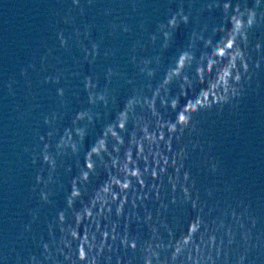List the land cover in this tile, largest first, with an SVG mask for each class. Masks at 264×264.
I'll use <instances>...</instances> for the list:
<instances>
[{
  "label": "water",
  "instance_id": "obj_1",
  "mask_svg": "<svg viewBox=\"0 0 264 264\" xmlns=\"http://www.w3.org/2000/svg\"><path fill=\"white\" fill-rule=\"evenodd\" d=\"M237 4L242 11L250 8L256 14L245 30L246 39L237 37L248 63L237 85L238 94L194 112V127L186 125L179 137L173 134L171 142L173 148L185 151L180 172L186 169L189 174V198H183L179 183L173 191L168 176L174 166L169 162L157 177L160 195L149 187L153 181L146 176L143 192L147 198L136 200L133 209L129 191L124 213L130 217L127 231L139 245L152 237L153 225L167 243V229L174 239L187 230L199 211L210 226L223 222L217 228L218 237L229 227L234 232L227 255L223 248L218 259L213 252V264H236L240 254L243 264H264V0H230L227 8L224 0H79L78 5L73 0H0V264H25L30 255L50 264L43 260L41 241L59 239L57 214L61 210L65 222L71 221L66 201L71 181L79 175L77 161L83 165L85 152L131 96H151V89L182 51L199 57L210 46L206 38L215 41L224 35L231 28L229 17ZM173 15L177 23L167 27ZM92 43L97 45V54L85 58L84 48L91 50ZM144 60L153 70L151 77L140 71ZM109 69L112 75L106 78ZM186 71L194 75L195 60ZM57 75L58 82L53 79ZM86 77L92 78L96 92L107 88L106 104L89 103ZM58 88L63 89L62 96L57 95ZM178 92L174 80L169 96ZM157 108L165 119L175 116L159 108V100ZM85 110L92 114V121H77L76 126L85 129L78 152L65 149L58 154L56 144L64 129L71 128L76 113ZM136 111H141L139 106ZM131 128L129 121L127 130ZM122 135L127 140L126 133ZM46 143L55 169L50 182L37 183V175L42 181L49 177V165L43 160ZM167 151L171 157L172 148ZM97 171L98 176L90 174L85 185L89 192L81 189L80 199L87 201L90 190L104 178L102 168ZM136 190L141 193L138 184ZM42 191L48 193L46 201L41 199ZM193 198L197 208L192 206ZM80 199L73 208L80 207ZM146 210L151 211L147 219ZM133 211L138 218L131 216ZM110 219H117L114 209ZM26 225L28 230H24ZM124 227L122 214L117 230L123 232ZM157 251L165 259L171 249ZM116 254L122 260L127 256L129 264H143L139 246L118 249L110 254V264H115ZM100 264H105L103 257Z\"/></svg>",
  "mask_w": 264,
  "mask_h": 264
},
{
  "label": "clouds",
  "instance_id": "obj_2",
  "mask_svg": "<svg viewBox=\"0 0 264 264\" xmlns=\"http://www.w3.org/2000/svg\"><path fill=\"white\" fill-rule=\"evenodd\" d=\"M73 3L78 5L79 0H73ZM229 3L230 0H224L225 8ZM108 14L106 10L105 15ZM255 15L254 9L249 8L242 11L238 4L234 5V14L229 17L231 28L224 35L215 41L206 38L205 43L210 46L199 57H194L190 51H182L175 65L169 67L160 83L151 89L150 97L134 94L124 103L113 121L103 127L95 142L85 152L83 165L81 166L77 161L79 175L72 179L71 191L66 201L71 210V221L65 222L66 217L64 211L61 210L57 214L59 239L41 241V254L44 262L100 264L101 257H103L105 264H110L112 260L110 254L118 253V249H135L138 246L143 252V264H213V252L218 259L222 248L224 254L227 255V245L233 243L234 232L229 227L222 236L218 237L217 228L222 226V221L218 225L210 226L198 211L197 215L189 220L187 230L182 231L174 239L172 230L167 229L169 233L167 243L163 242L153 225L152 237L138 245L136 237L127 231V221L130 217L129 214L124 213V208L130 200L129 191H131L133 209L136 208V200L143 201L147 198V192H143L146 176H150L153 181L149 187L155 191L157 196L160 195L161 184L157 177L159 173L167 170L169 162L174 166L168 176L173 191L179 183L183 198H189V174L186 169L183 173L180 172L185 151L183 147L179 150L172 147L173 134L179 137L186 125L194 127L191 123L194 112L225 102L231 96L238 94L237 85L242 73H247L248 63L244 51L237 43V37L241 40L246 39L245 30L252 25ZM181 19L187 21L185 16H181ZM176 23V16L173 15L167 27H173ZM160 27L164 28L165 25H160ZM223 27L221 25V28ZM163 35L167 40L168 32H163ZM59 39L61 46H64L65 41L62 34H59ZM84 52L85 58L89 56L95 58L97 45L92 43L91 50L84 48ZM193 60H195V72L194 75H190L186 69L191 68ZM148 63V60L142 61L144 67H141L140 71H146L151 77L153 70L146 67ZM111 75L112 72L109 69L106 78ZM45 79L47 80L48 77ZM53 79L58 82L59 75ZM174 80L178 84L179 92L169 96V85ZM197 81L199 84L196 83ZM85 88L89 91V103H95L97 100L107 103V88L96 92V85L91 77L85 78ZM57 95L62 96L63 89L58 88ZM157 100H159V108L171 110L175 116L165 119L157 108ZM137 106L141 109L139 113L136 111ZM84 119H87L89 123L92 121V114L87 110L77 112L72 120V127L64 129L56 144L58 154H62L65 149H71L73 154L78 152V144L83 141L85 129L76 124L77 121ZM129 121L132 124L131 130H127ZM48 122L46 118L45 123ZM122 133H126L127 140ZM73 135L76 139H73ZM48 147L46 143L43 150V160L49 165L48 181H42V178L37 175V183L50 182L51 173L55 169V159L48 154ZM169 148H172L171 157L167 151ZM141 162L143 167H141ZM98 168H102L104 178L90 190L87 201L80 199L83 195L81 189L89 192L85 185L89 181L90 174L99 175ZM137 184L140 186L141 193L136 190ZM47 196L48 193L41 192V199L46 201ZM77 199H80L78 209L73 208V203ZM174 200L175 196H173ZM192 206L197 208L195 198L192 199ZM113 209L116 220L110 219ZM122 214L125 217V227L123 232H120L117 229ZM131 216L136 217L134 211ZM150 216L151 211L146 210L145 218ZM101 221L104 222L103 225ZM240 224L243 228L242 221ZM165 227L167 228L166 225ZM24 230H28L27 225ZM49 236H53L51 225ZM241 236L245 241L247 240V235L243 231ZM225 237H227L226 240ZM167 248L171 251L165 259H161L157 249ZM61 256L62 261L58 258ZM17 259H19L18 256ZM243 262L244 255L240 254L236 264H243ZM25 264H42V261L30 255ZM115 264H129V258L126 256L122 260L120 255L116 254Z\"/></svg>",
  "mask_w": 264,
  "mask_h": 264
}]
</instances>
